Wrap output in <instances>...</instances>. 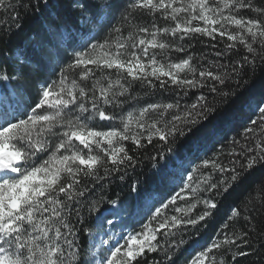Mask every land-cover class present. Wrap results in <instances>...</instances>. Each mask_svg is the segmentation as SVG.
I'll list each match as a JSON object with an SVG mask.
<instances>
[{
    "label": "snow or ice",
    "instance_id": "1",
    "mask_svg": "<svg viewBox=\"0 0 264 264\" xmlns=\"http://www.w3.org/2000/svg\"><path fill=\"white\" fill-rule=\"evenodd\" d=\"M32 18L42 22L33 54L0 47V86L14 82L16 95L0 106V264H180L189 248L202 250L185 264L264 262V175L217 219L222 201L264 172V94L242 131L190 157L179 190L139 231L114 239L104 228L116 227L109 185L135 191L144 159L207 137L218 113L264 86V0H0V45ZM73 21L72 43L56 39ZM125 142L141 151L129 155ZM93 224L107 238L89 248L81 236Z\"/></svg>",
    "mask_w": 264,
    "mask_h": 264
},
{
    "label": "trees",
    "instance_id": "2",
    "mask_svg": "<svg viewBox=\"0 0 264 264\" xmlns=\"http://www.w3.org/2000/svg\"><path fill=\"white\" fill-rule=\"evenodd\" d=\"M242 13H247L250 17L253 15L247 9L242 10ZM41 23L42 22L38 18H32L28 21H25L24 30L14 35L9 44L0 45V47H3L5 50L11 48L12 52L8 53V55L12 56L13 58L21 56V53L23 51H27L29 54H33L34 41L29 39V36L32 33L33 29L40 27ZM73 23L75 22L73 21L70 23L69 28L65 30V34L62 37H57L56 39L62 40L64 43H72V39L67 35V32L74 31V28L71 26ZM161 39H164V37H161ZM201 39L205 41L210 40V38L206 36L201 37ZM193 43V50L196 51L197 54L201 52L211 51L212 55H209L208 59H214V50H211L208 45L195 44V42ZM212 43L216 42L213 41ZM240 52L244 55H247L242 47L240 48ZM35 54L38 55L41 59L46 56V53L41 52L38 48L36 49ZM230 55L234 54L230 53ZM172 56L183 57V53H172ZM234 58L236 57L234 56ZM220 62L225 63L226 61L222 59ZM204 63L207 64V61H205ZM7 70L11 75V67H8ZM259 75L260 72L258 70L257 76ZM245 79H248V77H245ZM13 83L14 82H8L6 88L0 86V106L9 107L15 103L16 95ZM31 87L32 85L30 82L29 88ZM262 94H264V86H262L259 80H257V82L253 84L252 87L249 88L248 91L245 92L239 100L218 113L213 122L207 126V130L209 133L207 137L198 134V136L194 139L181 141L176 146L175 155L169 153L167 154V158H158V163H156L155 161L144 159L142 163L137 165L135 173H132V183L135 185V191L132 190L129 183L121 182L118 180L108 186V196L118 201L116 205H109V207L114 208V211L119 216L124 213L137 214L140 213L141 209L144 206H147V208H149V205L146 203V201L149 199V195L155 193L159 198H162L168 196V194L171 193L173 189L178 191L182 169L186 166H189L188 161L190 157L196 155L197 152H200L202 154L205 146L209 143V141L215 142V140L222 139L225 136L231 138L236 135L237 130L242 131L241 124H243L250 116L252 119H255V116L251 115L249 103H251V106L254 107L256 101L261 98ZM192 99H195V97L186 98L187 102L189 103ZM168 102L171 101L169 100ZM125 146L129 150V155H137L141 151L137 149L134 152L133 149L135 148V146L131 144V142H125ZM148 147L150 151V146ZM137 175L138 181L136 180ZM262 175H264V172L257 171L252 176H249L234 192H232L230 196L224 199L219 205V213L217 219L225 215L230 204H234L246 192L252 190L253 185L261 178ZM187 199L190 200L191 197H187ZM181 205H185V201L178 200L177 206ZM195 211L196 209H193V212ZM144 219V222L146 223V217ZM98 230L99 227L93 224L91 225L90 229L91 235L89 234V232H85L83 233V236H81V239L86 238L87 247L91 248L93 235ZM199 250L202 249L197 248L195 250H192L191 248H189V250L185 252L184 257L180 260V264H185L186 260H191L196 251ZM244 264H264V262L261 261L259 256H251L248 260L244 261Z\"/></svg>",
    "mask_w": 264,
    "mask_h": 264
},
{
    "label": "rangeland",
    "instance_id": "3",
    "mask_svg": "<svg viewBox=\"0 0 264 264\" xmlns=\"http://www.w3.org/2000/svg\"><path fill=\"white\" fill-rule=\"evenodd\" d=\"M131 232H132V231H131ZM110 234L113 236L114 239H119L121 234L126 235L127 233H123V232H120V233H117V232H110ZM96 238H97L96 244H99V241H100L101 239H105V238H107V237H104L103 234H100V235H98ZM120 242H121V243H124L123 240H120Z\"/></svg>",
    "mask_w": 264,
    "mask_h": 264
}]
</instances>
